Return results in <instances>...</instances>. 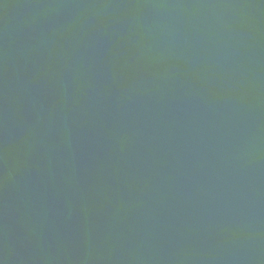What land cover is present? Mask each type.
I'll list each match as a JSON object with an SVG mask.
<instances>
[{
    "label": "water",
    "instance_id": "1",
    "mask_svg": "<svg viewBox=\"0 0 264 264\" xmlns=\"http://www.w3.org/2000/svg\"><path fill=\"white\" fill-rule=\"evenodd\" d=\"M0 264H264V0H0Z\"/></svg>",
    "mask_w": 264,
    "mask_h": 264
}]
</instances>
